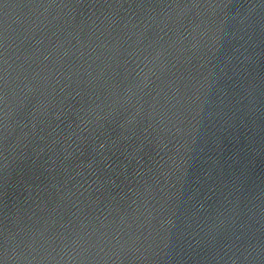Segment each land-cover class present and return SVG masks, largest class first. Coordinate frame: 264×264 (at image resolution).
I'll use <instances>...</instances> for the list:
<instances>
[{
  "label": "water",
  "instance_id": "1",
  "mask_svg": "<svg viewBox=\"0 0 264 264\" xmlns=\"http://www.w3.org/2000/svg\"><path fill=\"white\" fill-rule=\"evenodd\" d=\"M0 264H264V0H0Z\"/></svg>",
  "mask_w": 264,
  "mask_h": 264
}]
</instances>
